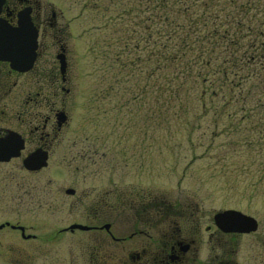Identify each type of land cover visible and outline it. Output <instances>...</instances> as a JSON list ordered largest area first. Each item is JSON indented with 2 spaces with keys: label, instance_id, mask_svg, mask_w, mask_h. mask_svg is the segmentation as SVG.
Masks as SVG:
<instances>
[{
  "label": "rangeland",
  "instance_id": "obj_1",
  "mask_svg": "<svg viewBox=\"0 0 264 264\" xmlns=\"http://www.w3.org/2000/svg\"><path fill=\"white\" fill-rule=\"evenodd\" d=\"M28 1L49 34L44 44L51 59L66 45L70 91L63 107L70 120L34 175L15 162L0 164V219H14V205L34 188V211L20 210L26 220H76L80 208L70 210L66 202L51 208L41 200L59 189L107 184L112 176L117 188L132 183L170 197L184 192L204 222L225 209L253 217L258 229L233 241L231 262L264 264V111H165L158 93L139 94L147 79L130 75L126 56L117 60L112 10H98L95 0ZM17 2L9 3L18 8Z\"/></svg>",
  "mask_w": 264,
  "mask_h": 264
},
{
  "label": "flooded vegetation",
  "instance_id": "obj_2",
  "mask_svg": "<svg viewBox=\"0 0 264 264\" xmlns=\"http://www.w3.org/2000/svg\"><path fill=\"white\" fill-rule=\"evenodd\" d=\"M9 2L5 0L0 17L15 24L18 12L31 8L39 37L29 71H14L0 61V139L22 144L16 156L0 164L15 162L20 171L34 175L23 161L36 150L45 151L49 160L53 142L70 120L63 107V95L70 91L68 63L63 77L56 69V56L62 54L67 62V48L59 44L52 60L50 46L44 44L49 34L36 23L33 2L18 0V8ZM107 179L92 189H59L55 197L41 200L51 208L64 202L70 210L80 208L78 219L66 222L26 220L20 210L34 211L36 189L26 191L28 197L14 205V219H0V264H233V241L241 234L221 231L213 219L204 222L192 197L165 196L132 183L117 188L112 176ZM3 211L0 205V217Z\"/></svg>",
  "mask_w": 264,
  "mask_h": 264
},
{
  "label": "trees",
  "instance_id": "obj_3",
  "mask_svg": "<svg viewBox=\"0 0 264 264\" xmlns=\"http://www.w3.org/2000/svg\"><path fill=\"white\" fill-rule=\"evenodd\" d=\"M95 1L165 111H264V0Z\"/></svg>",
  "mask_w": 264,
  "mask_h": 264
},
{
  "label": "water",
  "instance_id": "obj_4",
  "mask_svg": "<svg viewBox=\"0 0 264 264\" xmlns=\"http://www.w3.org/2000/svg\"><path fill=\"white\" fill-rule=\"evenodd\" d=\"M0 0V4H1ZM21 16V14L19 15ZM21 18V17H20ZM36 30L27 20L20 19L19 28L14 29L0 21V60L11 61L13 68L33 61L35 49ZM8 144V145H7ZM12 141L2 140L0 144V160L4 161L11 156ZM29 169H39L45 166V156L39 152L31 155L24 162ZM32 165V166H30ZM219 228L223 231L249 232L254 231L257 224L253 218L242 215L236 211H226L215 216ZM231 225V226H229Z\"/></svg>",
  "mask_w": 264,
  "mask_h": 264
}]
</instances>
